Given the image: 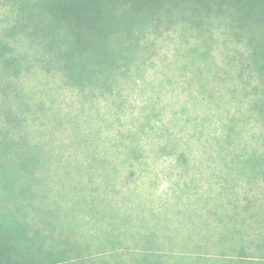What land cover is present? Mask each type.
I'll return each instance as SVG.
<instances>
[{"label":"rangeland","instance_id":"rangeland-1","mask_svg":"<svg viewBox=\"0 0 264 264\" xmlns=\"http://www.w3.org/2000/svg\"><path fill=\"white\" fill-rule=\"evenodd\" d=\"M24 3L0 0V33L21 21L13 11L17 14ZM30 32L32 27L12 43L25 58L15 80L31 107L24 117H38L34 124L23 120V128L41 147L40 130L59 121L64 126L53 129L54 159L33 149L28 155L38 160L22 163L21 146L11 159L0 153L5 227L22 231L27 220L22 215L36 222L47 237L39 248L46 263L264 264V130L251 110L256 83L240 67L247 50L228 16L206 15L197 5H168L129 32L122 48L114 47L124 57L114 81L123 92L134 89L121 121L125 130L147 123L144 155L136 160L115 151L119 143L105 147L117 155L113 160L103 153H98L101 160L91 158V148L103 149L97 143L68 147V137L83 125L80 120L67 125L60 112L68 119L78 115V88L65 85L49 49ZM97 99L98 111L88 104L86 118L97 112L108 117L104 99ZM41 105L46 111L34 110ZM147 106L153 114L145 112ZM165 124L174 129L153 131ZM158 133H168L173 142L154 138ZM177 152L184 153V162L176 160ZM22 165L35 182L29 173L17 174ZM10 184L15 190L36 187L35 205L18 211L6 207L1 189Z\"/></svg>","mask_w":264,"mask_h":264},{"label":"trees","instance_id":"trees-1","mask_svg":"<svg viewBox=\"0 0 264 264\" xmlns=\"http://www.w3.org/2000/svg\"><path fill=\"white\" fill-rule=\"evenodd\" d=\"M24 4L19 6L17 14L13 11V6H10L13 14L21 21L16 20V25L0 33V153L3 157L11 159L15 150L21 146L25 147L26 152L22 163L32 164L38 160L34 154L28 155L33 149L39 157L54 159L55 155L51 154L56 149L53 147L55 141L51 139L54 134L53 129L64 126V123L59 121V126H47L46 130L44 128L40 130L37 134L43 137L40 140L43 143L41 147L34 142L37 141L35 138H30L28 130L23 128V120L30 119L34 124L38 121V117L36 115L30 118L24 117L27 107H31L27 96L23 95V88L17 86L15 80L20 76L25 58L14 51L12 43L16 35L22 34V31L30 27L33 29V32H30L31 37H40V42H43L49 49L47 51H50V59L55 62L59 71L61 69L63 72L65 85L69 82L78 88L79 103H76L78 115L68 119L60 112V119L64 116L67 125L71 126L73 120H80V124L83 125L82 128L77 127L74 135L68 137V147L78 150L82 146H92L90 144L97 143L103 147V151L88 147L94 151L91 155L93 160H101L98 153L105 154L104 157L108 160L117 158L115 153L107 151L105 147L110 148L118 143L115 151L119 153L124 151L125 159L136 160L139 158L137 155H144L141 137L147 133H145L147 123H143V129L135 127L125 130L124 122L121 121V117L126 114L125 111L131 108L129 100L134 89L123 92L114 81L115 72L123 67L119 60L124 58L114 47L122 48L124 41L129 40L127 37L129 32L134 28L146 26L161 9L168 5H197L206 15L228 16L231 19L238 38L247 50V62L240 65L241 70L248 72L250 80L256 83L251 87L254 96H257L255 101L252 100L251 110L264 130V0H34L30 4L25 0ZM125 16L129 18L130 23H127ZM117 22L119 25L116 24ZM248 81L249 79L246 80ZM99 97L104 99L107 112L105 114L108 117L105 114V117H102L97 112L86 118L87 116L83 114L84 108L89 104V108L98 111ZM159 102L156 101L155 105ZM151 104L153 106L154 102ZM149 107H145V112L153 110L148 109ZM34 110L46 111V108L41 105L36 106ZM150 119L151 116L146 115V121ZM85 126L91 128L90 133L84 131ZM41 127L45 126L41 125ZM163 129H167L169 133L174 128L171 127L170 130L169 125L165 124L153 131L161 132ZM94 130L97 132L95 133ZM103 130H109L112 136ZM168 133L162 137L158 133L154 138L164 140ZM27 136L31 141L26 139ZM171 139L173 140L169 135L166 139L169 141L166 142H173L170 141ZM62 145L65 146V143ZM183 154L175 153L176 160L184 162ZM1 168L0 165V179L6 176L4 175L6 172ZM21 168L15 170L21 176H26L28 173L30 175L32 172H28L25 165ZM31 175L29 179L35 182ZM12 185L1 189L4 192L6 190L5 203L8 204L6 207L12 206L18 211L20 208L25 209L35 205L38 196L33 189L36 187L23 185L15 190ZM24 196L27 200L25 198L23 200ZM15 198L17 199L14 201ZM22 216L27 220H24L22 231L19 232L9 230L0 221V264H58L46 263L40 257L43 248H39L43 247V240L47 237L42 229L37 228L36 222L28 220L26 215Z\"/></svg>","mask_w":264,"mask_h":264}]
</instances>
